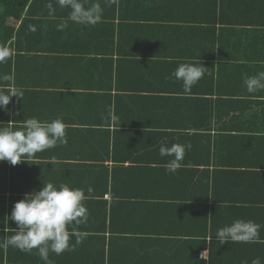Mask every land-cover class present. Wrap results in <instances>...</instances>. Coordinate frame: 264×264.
<instances>
[{"label":"crops","instance_id":"0c3cea01","mask_svg":"<svg viewBox=\"0 0 264 264\" xmlns=\"http://www.w3.org/2000/svg\"><path fill=\"white\" fill-rule=\"evenodd\" d=\"M85 2L103 8L96 25L55 5L50 17L48 0H29L21 50L13 40L0 63V76L13 78L0 89L22 93L0 123L61 119L67 138L15 166L0 162V221L25 193L65 183L84 190L88 218L69 226L74 248L49 252L51 264L264 261V90L201 79L186 92L172 76L181 63L210 61L203 50H264V0ZM174 143L191 148L171 173L159 148ZM236 219L261 225V242L220 244L217 230ZM8 227L0 223V244L17 229ZM0 264L45 262L9 246Z\"/></svg>","mask_w":264,"mask_h":264},{"label":"clouds","instance_id":"9594fccd","mask_svg":"<svg viewBox=\"0 0 264 264\" xmlns=\"http://www.w3.org/2000/svg\"><path fill=\"white\" fill-rule=\"evenodd\" d=\"M68 9V19L74 23L90 26L101 21L103 8L100 3L86 4L85 0H48V15L54 17L57 10ZM64 23L57 24V30H63ZM35 31V26H30ZM12 55L8 47L0 46V63L6 62ZM207 67L203 64L181 63L173 71L172 76L182 81L186 92L191 91L206 74ZM8 74L0 76V81L11 82ZM247 92L252 94L264 90V71L255 76L248 77L245 81ZM12 97H22L20 90L15 88L0 89V109L8 111L7 106ZM116 119L115 116L112 117ZM9 124V123H8ZM7 124L0 123V162L7 161L10 165H17L25 160L23 157H32L38 152L56 147L57 143H67L66 125L61 119L51 122H42L32 117L23 122L19 129H13ZM191 144L174 143L170 147L161 145V157H171L166 165L167 171L174 173L181 167L186 150ZM92 189H88L91 194ZM84 190L73 188L68 184L55 185L51 182L44 183L39 190L25 193L23 198L16 201L11 213L6 214L3 221L4 231L8 230V222L17 225L15 233L6 236L0 247H14L20 251L31 252L37 250L45 264H51L49 252L56 255L74 248L70 245V225H80L87 221L88 213L84 204L86 200ZM261 225L251 220L236 219L231 224L217 230L216 240L220 244L225 242L254 243L260 240ZM79 243V240L76 241ZM205 258L206 251L201 254ZM251 264H264L260 257H256Z\"/></svg>","mask_w":264,"mask_h":264},{"label":"trees","instance_id":"16d2710c","mask_svg":"<svg viewBox=\"0 0 264 264\" xmlns=\"http://www.w3.org/2000/svg\"><path fill=\"white\" fill-rule=\"evenodd\" d=\"M28 2L29 0H0V46L9 48L15 40V50H21V19ZM9 21L15 23V26L10 25ZM17 23L20 25L16 28ZM203 51L202 59L210 61L198 63L208 68L202 79L212 83L213 80L229 79L240 82L264 71V50ZM214 59H217L216 64L213 63Z\"/></svg>","mask_w":264,"mask_h":264}]
</instances>
